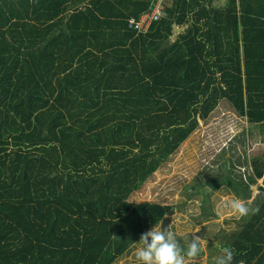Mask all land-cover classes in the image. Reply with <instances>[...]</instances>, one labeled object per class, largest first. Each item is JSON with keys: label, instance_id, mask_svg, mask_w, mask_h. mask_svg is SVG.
<instances>
[{"label": "trees", "instance_id": "1", "mask_svg": "<svg viewBox=\"0 0 264 264\" xmlns=\"http://www.w3.org/2000/svg\"><path fill=\"white\" fill-rule=\"evenodd\" d=\"M157 3L0 0V264L114 263L171 212L129 198L200 120L224 101L264 123V0H162L130 22ZM251 165L241 187L263 194L232 264H264Z\"/></svg>", "mask_w": 264, "mask_h": 264}, {"label": "rangeland", "instance_id": "2", "mask_svg": "<svg viewBox=\"0 0 264 264\" xmlns=\"http://www.w3.org/2000/svg\"><path fill=\"white\" fill-rule=\"evenodd\" d=\"M236 132L232 138L231 133ZM254 157L264 161V123H248L221 101L129 199L172 205L171 212L156 225L163 222L162 229L171 226L182 247L187 233L195 229V235L207 239V248L189 264H215L223 255L221 248L231 246L254 210L255 199L263 194L261 180L250 184L249 196L241 187L242 181L246 184L254 176ZM237 198L248 206L247 215L231 210L229 203ZM137 247L138 242L112 264H137Z\"/></svg>", "mask_w": 264, "mask_h": 264}, {"label": "clouds", "instance_id": "3", "mask_svg": "<svg viewBox=\"0 0 264 264\" xmlns=\"http://www.w3.org/2000/svg\"><path fill=\"white\" fill-rule=\"evenodd\" d=\"M231 133L232 138L237 134ZM229 206L233 213L245 216L249 212L248 206L240 199H233ZM163 223V222H162ZM162 223L144 233L139 240V247L135 250L137 264H189L192 259L201 255L207 248V239L202 238L195 233V229L189 231L185 238V246L178 242L176 233L171 226L162 229ZM199 228L198 225L195 226ZM191 235V237L189 236ZM214 246L216 243H214ZM220 255L216 258L215 264H232L234 251L231 247H222Z\"/></svg>", "mask_w": 264, "mask_h": 264}, {"label": "built area", "instance_id": "4", "mask_svg": "<svg viewBox=\"0 0 264 264\" xmlns=\"http://www.w3.org/2000/svg\"><path fill=\"white\" fill-rule=\"evenodd\" d=\"M226 2L227 0H215L217 6H224ZM161 3L162 0H158L157 5L152 12L143 14L138 21L131 19L130 22L139 30L145 29L152 20L157 19L161 14Z\"/></svg>", "mask_w": 264, "mask_h": 264}]
</instances>
